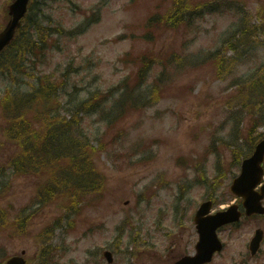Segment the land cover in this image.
Returning <instances> with one entry per match:
<instances>
[{"label": "rangeland", "instance_id": "obj_1", "mask_svg": "<svg viewBox=\"0 0 264 264\" xmlns=\"http://www.w3.org/2000/svg\"><path fill=\"white\" fill-rule=\"evenodd\" d=\"M100 1L63 0L57 18L68 29L76 30L86 18L82 12ZM8 2L0 0V22H4ZM131 2L104 0L101 20L87 34L76 41L62 40L63 52L56 58L50 53L44 61L27 62L36 77H22L23 92L28 93V83L40 86L38 77L45 71L57 77L67 74V62L75 61L78 69L70 77L68 89L77 91L80 100L88 99L97 91L119 86L130 75V70L118 63L121 55L131 50L138 54L148 47L158 63L171 44L184 56L221 48L225 58L222 72L225 68L227 71L219 76L211 62L198 70L182 68L165 88L161 86L164 90L156 106L116 112L112 128L101 114L87 118L84 131L93 139V165L105 176L106 190L101 200L88 202L84 215L71 228L63 202L36 205V187L43 184V179H13L12 173L7 174L5 180L11 187L0 200L1 216L7 214L0 217V264L22 253L28 264H40L37 237L52 227L57 264H107L101 256L107 249L115 256L114 264H139L151 259L170 264L186 253H195L193 217L203 201L215 200L214 212L235 202L240 204L231 193V183L239 175L241 162L264 137V107L259 104L264 98V0H216L230 4L228 10L198 20L200 32L189 52H184L182 35L168 33L151 45L132 38L116 42L120 34L132 30L141 33L138 25L151 9L155 10L156 0H138L136 5ZM245 28L250 29L248 36L237 38L236 31ZM230 38L241 41L238 50H228ZM168 68L170 73L176 71L174 65ZM154 69L151 84L141 92L148 98L154 78L161 72L159 67ZM10 88L13 78L0 69V101ZM1 124L4 126L3 120ZM6 137L0 129V142L4 143L0 175L10 171L15 153ZM102 139L105 148L95 152ZM30 213L29 233L14 236L18 230L14 223ZM7 220L10 223L4 226ZM238 226L241 228L220 229L226 247L218 256L219 264L227 263L231 254L238 256L248 237L242 234L255 231L250 221L242 220Z\"/></svg>", "mask_w": 264, "mask_h": 264}, {"label": "trees", "instance_id": "obj_2", "mask_svg": "<svg viewBox=\"0 0 264 264\" xmlns=\"http://www.w3.org/2000/svg\"><path fill=\"white\" fill-rule=\"evenodd\" d=\"M158 3L157 10L146 23L139 41L151 45L166 33L174 37L182 35L185 50L193 47V39L200 32L198 20L207 14H217L226 6L219 2L216 7L212 5V0H160ZM54 5L61 7L62 0H33L30 13L16 40L2 55L0 67L8 72L17 87L7 91L0 101V108L3 109L6 121V141L16 147V154L11 160L13 172L17 177L43 179L37 192L38 205L51 206L63 202L66 219L73 217L68 222L72 227L75 218L83 215L88 202L101 200L106 190L105 177L93 165V139L84 131L83 125L87 118L101 114L112 128L115 125L114 113L140 111L158 103L157 97L164 90L161 86L165 88V83L173 80L182 68L186 70L194 66L198 69L211 62L221 73L225 58L221 48L216 52L208 50L197 55L186 54L185 57L171 44L172 47L164 58L156 63L151 57V49L146 47L138 54V51H132L121 58L126 69L130 70V75L122 84L107 91H97L89 99L80 100L77 91L68 89L70 77L78 69L73 63L68 64L67 74L62 78L46 71L42 73L38 78L40 86L29 83L31 89L26 95L22 90L21 78L36 77L27 63L30 58L41 61L50 53H54L56 57L59 51L54 49L55 46L59 47L62 40L71 39L79 33H72L59 20L51 19L54 14L50 9ZM89 21H92L91 17ZM3 24L4 22L0 23V29ZM243 24L247 26L246 22ZM84 26L82 33L87 30L88 23ZM248 33L250 29L245 28L237 30L235 35L247 37ZM56 34L59 38H54ZM229 41L232 43H226L228 50H238L241 41H233L231 38ZM170 65L175 66L174 73L168 72ZM155 67H159L161 72L154 78V89L148 98L141 92L146 85L151 84L150 78ZM59 79H62L61 82ZM74 89H77V85ZM249 95L253 96L254 92H249ZM65 98H68L67 102H64ZM260 105L264 106V98ZM109 133L107 131L106 135ZM3 145L0 142V149ZM104 145L102 139L100 148L94 151H102ZM31 218L32 214H29L14 223L18 227L14 236L28 234ZM9 223L10 221L4 222L3 225L7 226ZM52 228L45 229L46 232L39 237H51ZM46 246L43 253L49 256L52 248Z\"/></svg>", "mask_w": 264, "mask_h": 264}, {"label": "water", "instance_id": "obj_3", "mask_svg": "<svg viewBox=\"0 0 264 264\" xmlns=\"http://www.w3.org/2000/svg\"><path fill=\"white\" fill-rule=\"evenodd\" d=\"M31 0H15L11 5H9V16L10 21L7 26L0 31V53L11 44V41L15 38L17 34V30L22 25V19L26 16L28 12V6ZM264 160V140L260 142L256 146V150L252 158L246 159L243 163L242 175L235 180L233 190L235 193L244 196L246 199L245 206L248 207V213L252 214L255 212H264V209L260 206V199L263 197L258 196L257 201L252 197L251 194H254L255 188L262 181V169L261 163ZM264 192V187L262 188ZM256 201V203L253 200ZM256 205V207H254ZM210 202L204 203V205L200 208L201 210L198 212L195 220L198 223L203 225L207 219L210 217H205L207 213L210 211ZM239 217V214L235 213L234 210H230L225 213H218L213 217L214 225H220L229 221H236ZM200 227V226H199ZM207 233V232H205ZM202 234L201 242L197 246V250L199 252L198 256L195 258H185L177 264H204L208 261L211 256L220 249V242L217 241V238L214 234ZM257 239V238H256ZM108 261L110 263L113 262V256L110 251L105 253ZM26 260L22 256L20 257H12L8 260L7 264H26Z\"/></svg>", "mask_w": 264, "mask_h": 264}, {"label": "flooded vegetation", "instance_id": "obj_4", "mask_svg": "<svg viewBox=\"0 0 264 264\" xmlns=\"http://www.w3.org/2000/svg\"><path fill=\"white\" fill-rule=\"evenodd\" d=\"M255 223L254 226H257L256 223H258V227L263 229L264 232V216H260L259 218H255ZM261 246L258 249V252L253 253V251L250 249V242H251V237L248 242H246V247L242 249L240 255L237 257L238 260L234 259L232 256H229L227 259V264H264V233H263V238H262ZM170 264H174L175 261H170L168 262ZM138 264V262H137ZM139 264H164L159 262V261H154L151 259V261L147 262H141ZM209 264H219L217 259H213Z\"/></svg>", "mask_w": 264, "mask_h": 264}]
</instances>
